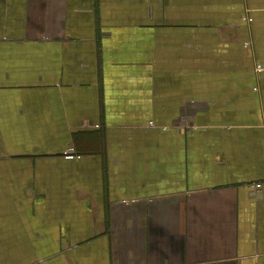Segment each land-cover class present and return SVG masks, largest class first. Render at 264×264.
Here are the masks:
<instances>
[{
  "label": "crops",
  "instance_id": "1",
  "mask_svg": "<svg viewBox=\"0 0 264 264\" xmlns=\"http://www.w3.org/2000/svg\"><path fill=\"white\" fill-rule=\"evenodd\" d=\"M0 264H264V0H0Z\"/></svg>",
  "mask_w": 264,
  "mask_h": 264
},
{
  "label": "built area",
  "instance_id": "2",
  "mask_svg": "<svg viewBox=\"0 0 264 264\" xmlns=\"http://www.w3.org/2000/svg\"><path fill=\"white\" fill-rule=\"evenodd\" d=\"M260 190H261V184L260 183L255 184L254 185V192L258 193V192H260Z\"/></svg>",
  "mask_w": 264,
  "mask_h": 264
},
{
  "label": "rangeland",
  "instance_id": "3",
  "mask_svg": "<svg viewBox=\"0 0 264 264\" xmlns=\"http://www.w3.org/2000/svg\"><path fill=\"white\" fill-rule=\"evenodd\" d=\"M153 123H154V122H153V121H151V122H150V125H153Z\"/></svg>",
  "mask_w": 264,
  "mask_h": 264
}]
</instances>
